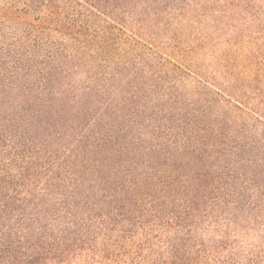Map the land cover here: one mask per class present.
<instances>
[{"label":"trees","instance_id":"trees-1","mask_svg":"<svg viewBox=\"0 0 264 264\" xmlns=\"http://www.w3.org/2000/svg\"><path fill=\"white\" fill-rule=\"evenodd\" d=\"M186 2L46 0L0 52V264L258 263L264 81L162 41Z\"/></svg>","mask_w":264,"mask_h":264},{"label":"rangeland","instance_id":"rangeland-1","mask_svg":"<svg viewBox=\"0 0 264 264\" xmlns=\"http://www.w3.org/2000/svg\"><path fill=\"white\" fill-rule=\"evenodd\" d=\"M45 2L0 0V52L17 43L26 30L24 21L35 20L31 10L42 7ZM185 7L186 11H177L173 22L170 20V24L167 22L161 28L162 41L171 45L179 42V48L192 51L196 57L193 66L204 76L213 77L217 86L226 92H244L246 88L254 92L262 88L257 82H250L248 86L232 83L230 77L243 73L256 79L258 74V79L264 81V0H187ZM230 61L240 69L226 68ZM242 240L245 256L253 258L254 255L256 264H264L261 239L253 233Z\"/></svg>","mask_w":264,"mask_h":264}]
</instances>
